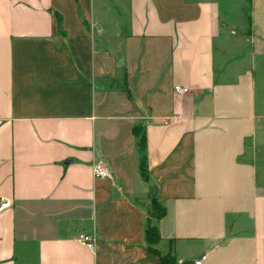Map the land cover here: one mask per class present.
I'll return each mask as SVG.
<instances>
[{"label": "crops", "instance_id": "0c3cea01", "mask_svg": "<svg viewBox=\"0 0 264 264\" xmlns=\"http://www.w3.org/2000/svg\"><path fill=\"white\" fill-rule=\"evenodd\" d=\"M249 10L236 35L217 0H0V264H264V0Z\"/></svg>", "mask_w": 264, "mask_h": 264}, {"label": "trees", "instance_id": "16d2710c", "mask_svg": "<svg viewBox=\"0 0 264 264\" xmlns=\"http://www.w3.org/2000/svg\"><path fill=\"white\" fill-rule=\"evenodd\" d=\"M248 2L250 4V0H248ZM240 11L243 13L244 20H246V22L249 25L250 24V16L247 13V9L244 7H241ZM235 34L236 35H248L249 29L246 32H243V31L239 32L238 30H236ZM144 146H145V141H144V137L142 136L140 138V141H139V148H140V151H142V155H141V158H140V161L138 164V170L143 177L146 176L145 175V160H144V154H143ZM150 205L155 206V210H156V213H153V214L151 211H149V214L152 217L159 218L164 214V212H165L164 208L156 200L152 199L150 201ZM145 239H146L148 246H150V247L159 241V233H158L156 226H152V225L147 226V228L145 230ZM152 251H154V250H152ZM154 253L159 257L161 264H175V261H174L172 256L160 255L156 251H154Z\"/></svg>", "mask_w": 264, "mask_h": 264}, {"label": "rangeland", "instance_id": "374dc122", "mask_svg": "<svg viewBox=\"0 0 264 264\" xmlns=\"http://www.w3.org/2000/svg\"><path fill=\"white\" fill-rule=\"evenodd\" d=\"M220 5V15L224 19V24L236 25L239 32H246L249 28L248 23L244 20L241 7L247 9L250 13L248 0H217ZM150 211L156 213L155 206L150 205Z\"/></svg>", "mask_w": 264, "mask_h": 264}, {"label": "built area", "instance_id": "2783aa9c", "mask_svg": "<svg viewBox=\"0 0 264 264\" xmlns=\"http://www.w3.org/2000/svg\"><path fill=\"white\" fill-rule=\"evenodd\" d=\"M173 89L177 94H185L188 92V88L180 85H174ZM92 173L95 178H106L109 175L102 161H97L92 164ZM8 205V201L0 200V211L6 208ZM78 240L83 245H86L90 248L93 247L94 238L90 235L80 234L78 236ZM185 264H201V259L195 260L193 262H187Z\"/></svg>", "mask_w": 264, "mask_h": 264}]
</instances>
